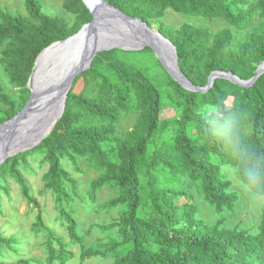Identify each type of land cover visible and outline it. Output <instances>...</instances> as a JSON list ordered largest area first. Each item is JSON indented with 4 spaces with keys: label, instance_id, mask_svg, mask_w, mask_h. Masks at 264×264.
I'll return each instance as SVG.
<instances>
[{
    "label": "trees",
    "instance_id": "obj_1",
    "mask_svg": "<svg viewBox=\"0 0 264 264\" xmlns=\"http://www.w3.org/2000/svg\"><path fill=\"white\" fill-rule=\"evenodd\" d=\"M106 1L132 17L142 18L149 25L150 19H160L169 8L209 20L222 18L238 30L246 28L257 10H261L264 17V0H258L257 5L248 8H242L244 0ZM24 3L34 22L0 7V48L3 47L9 72L19 85L28 84L36 59L46 47L76 34L92 20L83 0H65L67 10L77 16L71 29H67L64 19L44 15L38 0H24ZM158 29L175 45L181 70L196 86L205 87L209 76L219 70L250 80L264 62V23L253 28L237 46L233 45L234 34L229 28L215 35L206 28L190 24L173 28L160 23ZM148 48L151 49L145 47ZM129 53L136 52L120 49L103 52L107 62L95 59L91 70L77 77L84 78L86 88L91 82H101V76L107 72L104 79L111 87L117 86L119 104L131 109L137 101L141 110L136 126L119 148L120 169L114 170L112 175L119 192L109 205L124 207L118 222L121 241L111 239L107 245L85 247L76 219L70 211L60 207L70 238L83 247L81 260L112 255L113 264H264V208L258 228L252 232L221 228V221L206 225L197 219V208L193 203L177 204L181 197L188 196L180 188L181 179L188 178L202 183L207 200L218 213L235 209L239 197L230 191L232 181L222 171L228 165L225 149L220 142L208 137L207 118L211 115L210 109L218 103L239 107L246 116L247 136L264 150V73L250 87L218 78L205 92L190 91L175 81L157 58L167 75V84L176 95L180 114L179 118L167 121L162 119L164 100L159 86L119 56ZM0 97L13 111L8 116L0 114L1 125L20 110L15 111L16 102L3 94L1 84ZM74 100L100 115L116 117L115 106L82 100L70 91L65 113L51 134L39 146L10 158L0 167V176L11 168L23 194L29 199L30 188L17 169L19 160L27 155L45 151V161L50 162V168L43 180L57 191L59 200L70 199L67 183L76 192V183L62 163L65 153L70 152V157L75 159L76 154H84L82 148L88 144L93 154L104 157L101 143L107 140L108 130L99 131L97 127L87 126L74 129ZM71 150L76 154H71ZM105 180L106 177L94 180L93 191L101 188ZM36 227H44L41 217H38ZM49 235L60 245L57 253L50 248L51 261L66 264L73 258V253L52 231ZM18 243L15 236L0 234V257L3 247L12 248ZM0 264L9 263L0 259Z\"/></svg>",
    "mask_w": 264,
    "mask_h": 264
},
{
    "label": "rangeland",
    "instance_id": "obj_2",
    "mask_svg": "<svg viewBox=\"0 0 264 264\" xmlns=\"http://www.w3.org/2000/svg\"><path fill=\"white\" fill-rule=\"evenodd\" d=\"M38 1L44 15L64 19L67 29L74 26L77 16L67 10L65 0ZM244 1L245 4L242 5V8L257 5L258 2V0ZM0 7L13 15L32 20L26 10L24 0H0ZM150 22L156 28H159L160 23L173 28L190 24L208 29L212 35L229 28L234 34L233 45L237 46L253 28L264 23V17L261 10H257L246 28L238 30L222 18L209 20L201 16L178 13L169 8L160 19H150ZM144 49L119 56H122L124 62L140 69L159 86L164 100L162 119L175 120L180 116L176 106V95L172 87L167 84V75L153 50ZM2 50L3 47L0 48V84L3 94L9 95L16 102L15 111H19L30 99L31 90L28 84L19 85L13 80L9 72V61L3 55ZM103 52H99L94 60L107 62ZM107 75L108 73L104 72V76ZM104 76H101V82H91L86 88H84V78H76L71 89L82 100H93L97 104L115 106L117 113L115 118L110 115H100L84 106L82 102L73 101V111L76 115V119L72 121L74 129L83 128V126L97 127L99 131L108 130L109 135L107 140L101 143L104 157L99 158L93 154L88 149V144L82 148L83 155H77L71 150V154H76L75 159L70 157V152L64 154L62 163L76 183V192L73 191L70 183L66 185L70 199L59 200L57 191L49 187L43 180V175L50 168V162L45 161L44 150L27 155L19 160L17 165V169L23 174L30 188L31 199L23 194L22 187L13 176L10 167L7 168L5 175L0 176V234L5 237L15 236L19 242L12 248H2L3 255L0 257L2 261L9 264H59L58 260L52 262L50 259V248L53 247L55 253L60 248L58 241L51 239L49 235V232L52 231L55 237L59 238L66 249L74 255L66 264L114 263L115 259L112 255L98 256L82 261L83 247L70 238L68 224L60 215V207H64L72 213L78 223L79 234L84 236L85 247L107 245L111 239L121 241L118 222L124 207L109 205V201L115 198L119 192L112 175L114 170L120 169L119 148L136 126L141 110L137 101L134 102L131 109L122 107L117 99V86L111 87ZM12 112L0 97V114L8 116ZM222 171L232 181L230 191L239 197L233 211L225 210L218 213L215 206L207 200L202 183L191 181L188 178H182L180 181V188L185 190L188 196L181 197L177 204L181 206L185 203H193L197 208V219L206 225L212 226L221 221L220 227L224 229L237 228L255 232L260 222L262 208H253L246 195L240 190L241 180L236 168L225 165ZM101 177H106L105 182L101 188L93 191L92 182ZM38 217H41L44 223L42 228L36 227Z\"/></svg>",
    "mask_w": 264,
    "mask_h": 264
},
{
    "label": "water",
    "instance_id": "obj_3",
    "mask_svg": "<svg viewBox=\"0 0 264 264\" xmlns=\"http://www.w3.org/2000/svg\"><path fill=\"white\" fill-rule=\"evenodd\" d=\"M83 2L92 20L76 34L52 43L39 54L28 81L30 99L14 117L0 125V167L10 158L39 146L51 134L65 113L74 81L91 68L99 52L150 47L172 78L190 91L205 92L218 78L250 87L264 73V62L250 80L219 70L209 76L205 87L196 86L181 70L175 45L158 28L106 0ZM34 81L39 85L38 95L31 88Z\"/></svg>",
    "mask_w": 264,
    "mask_h": 264
},
{
    "label": "clouds",
    "instance_id": "obj_4",
    "mask_svg": "<svg viewBox=\"0 0 264 264\" xmlns=\"http://www.w3.org/2000/svg\"><path fill=\"white\" fill-rule=\"evenodd\" d=\"M207 135L220 142L227 164L237 169L240 190L253 208H264V150L257 147L246 134V116L236 106L218 103L210 109ZM222 113V115H219Z\"/></svg>",
    "mask_w": 264,
    "mask_h": 264
},
{
    "label": "bare ground",
    "instance_id": "obj_5",
    "mask_svg": "<svg viewBox=\"0 0 264 264\" xmlns=\"http://www.w3.org/2000/svg\"><path fill=\"white\" fill-rule=\"evenodd\" d=\"M31 88H32V90H33L35 95L39 94V85H38L37 81H34V83L32 84Z\"/></svg>",
    "mask_w": 264,
    "mask_h": 264
}]
</instances>
